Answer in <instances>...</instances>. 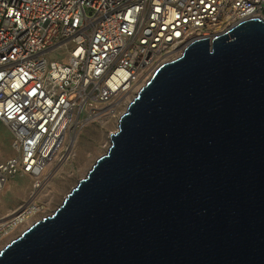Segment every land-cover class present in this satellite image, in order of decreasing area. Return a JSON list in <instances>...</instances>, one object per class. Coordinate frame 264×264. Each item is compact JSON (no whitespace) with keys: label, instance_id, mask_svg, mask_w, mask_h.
<instances>
[{"label":"water","instance_id":"95a60500","mask_svg":"<svg viewBox=\"0 0 264 264\" xmlns=\"http://www.w3.org/2000/svg\"><path fill=\"white\" fill-rule=\"evenodd\" d=\"M208 39L154 71L0 264H264V19Z\"/></svg>","mask_w":264,"mask_h":264},{"label":"built area","instance_id":"2783aa9c","mask_svg":"<svg viewBox=\"0 0 264 264\" xmlns=\"http://www.w3.org/2000/svg\"><path fill=\"white\" fill-rule=\"evenodd\" d=\"M255 17L264 0H0V123L14 151L0 152V192L22 176L40 191L75 134L118 122L157 68ZM35 202L0 218V241Z\"/></svg>","mask_w":264,"mask_h":264},{"label":"rangeland","instance_id":"374dc122","mask_svg":"<svg viewBox=\"0 0 264 264\" xmlns=\"http://www.w3.org/2000/svg\"><path fill=\"white\" fill-rule=\"evenodd\" d=\"M0 123V152L3 158L13 155L10 150V134L3 129ZM117 130V120L109 119L102 125L93 123L75 134L72 139L73 158L55 175H47L46 181L40 191L33 194V179L22 176L12 180L0 192V218L14 213L27 201H36L41 207L31 219L32 222L49 216L63 202L67 194L76 184L86 176L96 160L104 155L109 147L110 135ZM49 177V178H48ZM33 197V198H32ZM33 223L19 226L12 239L20 235L21 227H30ZM15 236V237H14ZM10 238L0 241V251L12 240Z\"/></svg>","mask_w":264,"mask_h":264},{"label":"bare ground","instance_id":"6f19581e","mask_svg":"<svg viewBox=\"0 0 264 264\" xmlns=\"http://www.w3.org/2000/svg\"><path fill=\"white\" fill-rule=\"evenodd\" d=\"M100 124H104L105 123V120H103V121H101V122H99ZM2 127H4L3 125H2ZM4 130H6L8 133H9V131L4 127L3 128ZM68 135H69V133L67 134V136H66V141L67 140H69V138H70V136L68 137ZM11 141V140H10ZM66 141H65V143H66ZM109 145H110V143H109ZM10 150H11V152L14 154V151L12 150V148L10 147ZM70 156H71V153H70ZM59 158L60 157H56L55 156V158L49 163V165L47 166V168L46 169H44V171H42L41 173H42V176L43 175H45V174H47V175H49V176H51V175H55V174H57V173H59L62 169H63V167L68 163V162H65V163H59ZM49 178V177H48ZM33 179H35V178H33ZM47 180V179H46ZM2 192V191H1ZM61 201H63V200H61ZM27 211V213H29V217L30 216H34L35 214L34 213H37V211H35V210H33V209H31V211L29 210V209H26ZM30 219V218H29ZM29 219H27L26 221H24L22 224H21V226H25L26 224H31V223H33L32 221L33 220H29ZM20 221H22V218H20L19 219V222ZM26 227V226H25ZM25 227H21V229H20V233H22L24 230H26L27 228H25ZM13 238V237H12ZM11 238V239H12ZM9 240H10V238H9Z\"/></svg>","mask_w":264,"mask_h":264}]
</instances>
